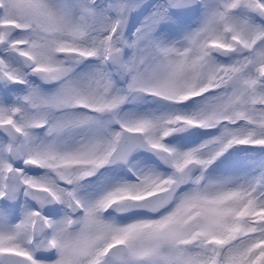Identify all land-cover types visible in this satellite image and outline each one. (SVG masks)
<instances>
[{"label": "snow or ice", "instance_id": "1", "mask_svg": "<svg viewBox=\"0 0 264 264\" xmlns=\"http://www.w3.org/2000/svg\"><path fill=\"white\" fill-rule=\"evenodd\" d=\"M0 264H264V0H0Z\"/></svg>", "mask_w": 264, "mask_h": 264}]
</instances>
